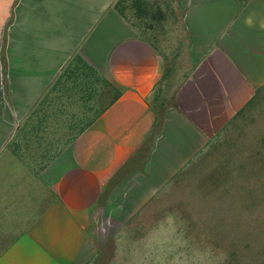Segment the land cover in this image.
Returning a JSON list of instances; mask_svg holds the SVG:
<instances>
[{"label":"crops","instance_id":"0c3cea01","mask_svg":"<svg viewBox=\"0 0 264 264\" xmlns=\"http://www.w3.org/2000/svg\"><path fill=\"white\" fill-rule=\"evenodd\" d=\"M161 8L177 80L129 0H0V264H90L264 88V0Z\"/></svg>","mask_w":264,"mask_h":264},{"label":"rangeland","instance_id":"374dc122","mask_svg":"<svg viewBox=\"0 0 264 264\" xmlns=\"http://www.w3.org/2000/svg\"><path fill=\"white\" fill-rule=\"evenodd\" d=\"M156 2L138 0L134 9L153 29L159 48L173 60L170 71L177 80L186 72V64L178 61L181 48L173 47L180 37L168 12L157 11ZM172 85L167 81L153 99L162 98ZM173 211L186 221L193 241L222 254L221 264H264V88L139 209L114 244L90 264H116L126 234L140 236L153 221Z\"/></svg>","mask_w":264,"mask_h":264},{"label":"clouds","instance_id":"9594fccd","mask_svg":"<svg viewBox=\"0 0 264 264\" xmlns=\"http://www.w3.org/2000/svg\"><path fill=\"white\" fill-rule=\"evenodd\" d=\"M222 254L201 245L187 233L179 212H166L140 236L126 234L116 264H221Z\"/></svg>","mask_w":264,"mask_h":264},{"label":"trees","instance_id":"16d2710c","mask_svg":"<svg viewBox=\"0 0 264 264\" xmlns=\"http://www.w3.org/2000/svg\"><path fill=\"white\" fill-rule=\"evenodd\" d=\"M121 1H125V0H120V2H121ZM130 1H131V4H130L131 7H134V8H135L136 3H137L138 0H130ZM136 13H137V12H136ZM137 14H138V13H137ZM139 17H141L140 14H139ZM78 69H81V67H80V68H79V67L76 68V70H78ZM82 69H83L84 71L86 70V68H85V69L82 68ZM71 71L74 72L75 69H72ZM85 72H87V71H85ZM87 73H88V72H87ZM70 74H71V72L68 70L67 73H66V76L69 77ZM81 84H83V86H86V87L88 86V85H85V84H86V75H85V80H84V82H82ZM91 88H92V86L90 87V90H91ZM85 96H86V95H83V97H85ZM91 98H92V96L89 95V99H91ZM112 99H113V98L111 97V98L109 99V101H111ZM95 100H96V96H95ZM102 102H103V101H102ZM107 103H108V102H106V104H107ZM106 104H104L103 106H101V109H100V110H98V107H99V106L95 107V108H94V112H93V113H94V116H96L98 113H100V112L103 110V107H105ZM86 117H87V116H86ZM86 117H85V118H86ZM85 118H84V119H85ZM83 122H84V121H83ZM89 122H90V119L88 120L87 124H88ZM87 124H84V123H83V125H81V126H77V127H76V128H77V131H80V130L84 129V128L87 126ZM76 128H75V129H76ZM71 129H74V128H71Z\"/></svg>","mask_w":264,"mask_h":264}]
</instances>
